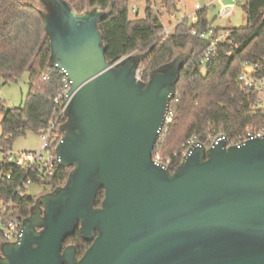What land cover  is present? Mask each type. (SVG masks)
Returning <instances> with one entry per match:
<instances>
[{
    "label": "water",
    "instance_id": "95a60500",
    "mask_svg": "<svg viewBox=\"0 0 264 264\" xmlns=\"http://www.w3.org/2000/svg\"><path fill=\"white\" fill-rule=\"evenodd\" d=\"M30 2L44 6L50 68L71 84L56 154L72 171L35 200L0 264H264V137L202 144L173 173L153 160L189 53L139 81L143 55L107 61L99 10ZM78 229L91 243L80 259L64 248Z\"/></svg>",
    "mask_w": 264,
    "mask_h": 264
},
{
    "label": "trees",
    "instance_id": "16d2710c",
    "mask_svg": "<svg viewBox=\"0 0 264 264\" xmlns=\"http://www.w3.org/2000/svg\"><path fill=\"white\" fill-rule=\"evenodd\" d=\"M78 13L99 10L103 19L99 30L103 38L106 59L117 62L131 54L143 55L139 68L142 80L148 82L151 72L173 62L177 57L189 53L176 86V96L170 104L171 122L163 128L154 156L170 160L169 169L175 172L182 163V150L187 141L196 136L207 144L209 138L225 136L232 141L245 137L248 130L264 132V109L259 107V92L243 87L238 77L246 64L256 66L255 75L264 78V0H245L246 27L228 29L229 38L216 48L215 59L205 66L200 64L209 42L192 35L211 29L218 34L226 31L216 28L210 20L211 8L198 14L193 24L186 18L164 41L161 16L172 15L178 0H159L154 7L153 0H146L143 18L131 19L130 0H64ZM44 6L32 4L30 0H0V81L16 83L29 73L28 102L24 108H6L0 101L3 116L0 126V147L4 148V160L0 171L4 175L0 182V206L11 201L0 219L8 224L13 219L24 221L31 214L35 199H21L17 187L27 178L34 186L55 190L65 185L72 168L61 165L54 174L42 180L37 172H29L9 162L15 139L31 132L40 135L57 117L55 99L63 84L60 71L50 68L52 56L51 40L45 29ZM48 75L49 80L44 77ZM67 118L60 121L61 126ZM54 130L51 142L61 135ZM11 178L7 179V174ZM105 198V191H99L95 207L99 208ZM3 230L0 229V254ZM91 243L82 237L79 229L69 237L66 247H75L80 259Z\"/></svg>",
    "mask_w": 264,
    "mask_h": 264
},
{
    "label": "built area",
    "instance_id": "2783aa9c",
    "mask_svg": "<svg viewBox=\"0 0 264 264\" xmlns=\"http://www.w3.org/2000/svg\"><path fill=\"white\" fill-rule=\"evenodd\" d=\"M157 1L159 0H153L154 7H156ZM221 3V0H216L207 5V7H201L200 5L195 6V10L193 13H191L188 17V19L191 20L193 24H196L199 20L198 14L207 9V8H213L214 3ZM133 11H136L134 8ZM233 13L232 7H223L222 12H219V15L223 19L229 18ZM182 21H177L174 25L166 26L164 25V31L160 36L163 37L164 41H166L174 32V29L177 25H179ZM192 35L199 37L200 39L206 40L209 42V48L204 53L202 59L200 60V64L202 66L207 65L208 63L212 62L215 59L216 56V48L220 44H224L226 40L229 38L230 33L226 31H222L220 33H216L215 30L211 29L207 32L199 33L196 30L192 32ZM135 54V53H134ZM255 69L256 66H251L246 64L244 66L243 72L238 77V83L242 85L243 87L255 89L260 93H262V80L258 78L255 75ZM63 75V84L60 89L58 97L55 99V107L57 110V117L54 122L50 124L48 129L46 131L40 132V137L42 139V146L38 151H29V152H22L17 155H13V153L8 154V160L9 162L15 164L18 167H21L29 172H37L39 174V178H41L43 181L47 178L51 177L55 170L60 166V159L58 158L56 154V150L58 145L61 143L63 136L58 135L56 136L54 142H51L52 135L55 129H57L59 126H61L60 121L62 119H65V113L68 108V105L70 103L71 98L69 97V91L71 89V84L69 82V79L65 72H61ZM137 80L142 81V70L139 68L137 70ZM44 80H49V76L46 75L44 77ZM261 103V100L259 99V104ZM171 122V119L167 118L166 124ZM264 132H255L254 130H248L245 137H241L238 141H232L227 139L225 136H220L218 138H209L207 144L201 143L197 140L196 136L191 137L187 143L184 145L182 150V161L185 157L188 156V154L191 152L192 149L200 146L205 145L207 148H209L213 143L217 142L218 140H225L228 144V146H240L241 144L245 143L246 141L263 138ZM153 160L158 165H163L169 168L171 161L170 160H163L159 155H153ZM12 173L7 174V179L11 178ZM34 186L33 185V179L27 178L26 180H23L20 185L17 187L16 194L19 195L21 199L27 198L29 195L30 188ZM11 205V201L6 204L0 206V209L3 210V213L5 214L7 210L9 209ZM0 229L3 230L2 232V243H14L17 242L21 237L23 236V221L21 219H13L8 224L4 223L3 218L0 219Z\"/></svg>",
    "mask_w": 264,
    "mask_h": 264
},
{
    "label": "rangeland",
    "instance_id": "374dc122",
    "mask_svg": "<svg viewBox=\"0 0 264 264\" xmlns=\"http://www.w3.org/2000/svg\"><path fill=\"white\" fill-rule=\"evenodd\" d=\"M216 0H178L177 9L172 15L161 16L163 24L171 26L177 23V21H183L188 18L191 13L195 10L196 5L201 7H207V5ZM245 0H221V3H216L215 10L210 11V20L214 21L216 28L228 29L246 27L247 20L245 15ZM223 7H232L233 13L229 18L223 19L219 12H222ZM136 11H133V9ZM146 0H130L129 3V15L131 19L143 18L145 15ZM191 22V21H190ZM262 93L259 98L261 103L259 107L264 109V78L261 84ZM29 95V73H25L16 83L5 84L0 81V101L8 108H24L28 102ZM3 116L0 113V123ZM2 135V129L0 126V136ZM42 146V139L39 135L34 133H27L26 136L15 139L12 145L13 155H17L22 152L38 151ZM5 149L0 147V163L4 160ZM3 171H0V182L3 177ZM53 190L49 187L32 186L28 193L29 197L35 200Z\"/></svg>",
    "mask_w": 264,
    "mask_h": 264
},
{
    "label": "crops",
    "instance_id": "0c3cea01",
    "mask_svg": "<svg viewBox=\"0 0 264 264\" xmlns=\"http://www.w3.org/2000/svg\"><path fill=\"white\" fill-rule=\"evenodd\" d=\"M178 6H179V4H178ZM215 6H216V3H214V7L211 9L212 11L215 10ZM172 16H173L174 18H176L174 14H172Z\"/></svg>",
    "mask_w": 264,
    "mask_h": 264
},
{
    "label": "flooded vegetation",
    "instance_id": "af4514ba",
    "mask_svg": "<svg viewBox=\"0 0 264 264\" xmlns=\"http://www.w3.org/2000/svg\"><path fill=\"white\" fill-rule=\"evenodd\" d=\"M50 193V192H49Z\"/></svg>",
    "mask_w": 264,
    "mask_h": 264
}]
</instances>
